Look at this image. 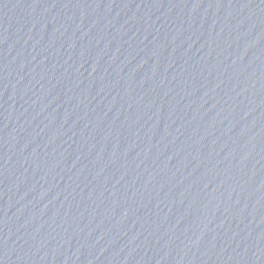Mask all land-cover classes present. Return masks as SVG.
Masks as SVG:
<instances>
[{"label":"water","instance_id":"water-1","mask_svg":"<svg viewBox=\"0 0 264 264\" xmlns=\"http://www.w3.org/2000/svg\"><path fill=\"white\" fill-rule=\"evenodd\" d=\"M0 264H264V0H0Z\"/></svg>","mask_w":264,"mask_h":264}]
</instances>
